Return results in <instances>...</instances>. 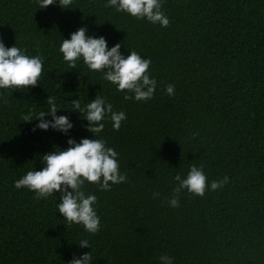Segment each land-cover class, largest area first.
Masks as SVG:
<instances>
[{"label": "trees", "instance_id": "1", "mask_svg": "<svg viewBox=\"0 0 264 264\" xmlns=\"http://www.w3.org/2000/svg\"><path fill=\"white\" fill-rule=\"evenodd\" d=\"M107 3L41 10L35 0H0V41L43 58L38 86L12 95L0 89V264H68L87 252L92 264H161L165 254L172 264H264V0H162L167 27ZM80 27L109 48L120 43L124 56L149 59L153 97L125 100L130 93L82 60L69 69L59 48ZM47 95L73 124L67 135L33 132L38 121H22L30 110L46 111ZM97 97L125 113L118 131L106 118L93 138L118 153L126 180L107 191L85 184L100 218L89 234L60 216L59 193L35 199L14 184L41 170V155L66 149L69 138H92L71 101L84 107ZM193 165L203 166L209 188L202 197L182 191L179 207H171L174 177L185 178ZM225 176V185L210 190ZM82 239L90 248L78 246Z\"/></svg>", "mask_w": 264, "mask_h": 264}, {"label": "clouds", "instance_id": "2", "mask_svg": "<svg viewBox=\"0 0 264 264\" xmlns=\"http://www.w3.org/2000/svg\"><path fill=\"white\" fill-rule=\"evenodd\" d=\"M37 9H46L52 5H58L61 9H74V0H35ZM105 7H114L117 12H124L136 19H146L152 24L167 27L169 19L161 11L162 0H108ZM121 44L117 43L108 47L104 37L94 38L87 35V28L80 27L70 34V38L63 39L59 51L69 69H77V61L93 72H102L104 79L115 85L119 92L130 93L124 99L147 101L153 97L156 81L147 74L151 61L142 58L137 52L130 51L127 56L120 52ZM43 72V58L41 56H29L16 45L6 47L0 41V89L13 92L26 93L30 88L39 85L38 81ZM166 94H174V85L169 84ZM48 108L39 113L23 115L22 121L38 123L31 131L52 129L67 135L73 128L68 116L57 115V110L62 109L57 105L55 96L45 99ZM78 113H84L88 123L85 125L92 138H82L79 142L69 138L68 147L59 151L52 150L41 155L42 169L30 170L22 178L18 179L14 187L27 188L35 193V199H46L53 193L60 194V202L57 205L58 213L67 225H81L86 233L96 234L100 228V218L93 205L96 202L95 195H86L83 188L86 183L96 184L99 190H110L111 184H119L126 180V176L120 174L118 153L106 146L103 138L94 139L104 129L103 121L107 118L111 121L114 130H119L121 122L126 119L124 112H114L111 103H106L104 98L97 97L84 107L79 99L71 101ZM71 111V110H69ZM51 119H46V117ZM203 166H191L186 177L179 174L174 177L177 186L173 189V197L169 201L171 207H179V194L182 191L202 197L209 188L207 177L203 172ZM228 182L225 176L222 180H213L210 190L215 191ZM154 195H158L154 194ZM78 246L90 248L89 241L82 239ZM161 264H172V258L167 254L159 257ZM93 257L90 252L84 253L79 258L73 256L68 264H92Z\"/></svg>", "mask_w": 264, "mask_h": 264}]
</instances>
